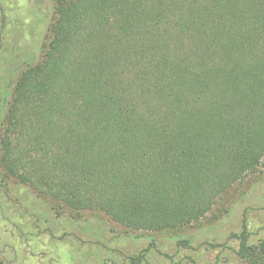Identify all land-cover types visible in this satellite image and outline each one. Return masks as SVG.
Instances as JSON below:
<instances>
[{
	"label": "trees",
	"instance_id": "trees-1",
	"mask_svg": "<svg viewBox=\"0 0 264 264\" xmlns=\"http://www.w3.org/2000/svg\"><path fill=\"white\" fill-rule=\"evenodd\" d=\"M53 13L6 108L3 179L136 234L197 222L258 172L264 0H56ZM241 228L236 254L264 264V239L249 246Z\"/></svg>",
	"mask_w": 264,
	"mask_h": 264
},
{
	"label": "rangeland",
	"instance_id": "rangeland-1",
	"mask_svg": "<svg viewBox=\"0 0 264 264\" xmlns=\"http://www.w3.org/2000/svg\"><path fill=\"white\" fill-rule=\"evenodd\" d=\"M56 0H0V134L15 80L41 60ZM239 200V201H238ZM248 245L264 239V159L202 219L177 230L124 233L105 215L70 212L0 169V259L5 264H247L238 257L242 222ZM189 239V247L177 241ZM152 244V245H151Z\"/></svg>",
	"mask_w": 264,
	"mask_h": 264
}]
</instances>
